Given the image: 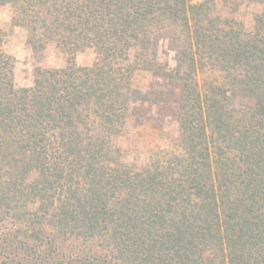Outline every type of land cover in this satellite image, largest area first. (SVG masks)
<instances>
[{
    "label": "trees",
    "instance_id": "1",
    "mask_svg": "<svg viewBox=\"0 0 264 264\" xmlns=\"http://www.w3.org/2000/svg\"><path fill=\"white\" fill-rule=\"evenodd\" d=\"M0 5L66 56L16 87L0 29V264H264V0ZM138 71L179 89L177 138L139 166L115 143Z\"/></svg>",
    "mask_w": 264,
    "mask_h": 264
},
{
    "label": "rangeland",
    "instance_id": "2",
    "mask_svg": "<svg viewBox=\"0 0 264 264\" xmlns=\"http://www.w3.org/2000/svg\"><path fill=\"white\" fill-rule=\"evenodd\" d=\"M200 0H190L196 3ZM261 7L244 4L235 18L252 30L253 15ZM225 12V11H224ZM0 29L4 32L3 48L15 58L14 82L16 87H28L33 83L38 68L63 67L66 56L53 45L35 48L28 41L26 32L11 25V9L0 5ZM96 59L92 48L76 54V63L91 65ZM157 61L175 66V54L167 41H160L157 47ZM132 102L124 130L115 138L123 150L125 159L136 165H144L149 158L163 148H170L178 136L175 107L179 89L176 84L150 71H138L132 79Z\"/></svg>",
    "mask_w": 264,
    "mask_h": 264
}]
</instances>
